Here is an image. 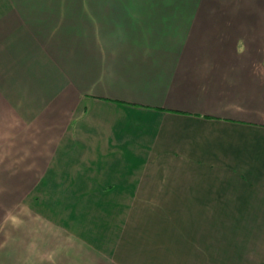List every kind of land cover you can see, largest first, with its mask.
I'll return each instance as SVG.
<instances>
[{"label":"crops","instance_id":"crops-1","mask_svg":"<svg viewBox=\"0 0 264 264\" xmlns=\"http://www.w3.org/2000/svg\"><path fill=\"white\" fill-rule=\"evenodd\" d=\"M0 264H264V0H0Z\"/></svg>","mask_w":264,"mask_h":264},{"label":"rangeland","instance_id":"rangeland-1","mask_svg":"<svg viewBox=\"0 0 264 264\" xmlns=\"http://www.w3.org/2000/svg\"><path fill=\"white\" fill-rule=\"evenodd\" d=\"M109 210L110 211H113V209H109ZM115 210H117V209H115ZM148 210H150V209H148ZM155 210H159L157 212L158 214H163V212L165 211V209H155ZM167 210L168 211H173V210H170V209H167ZM118 211L120 212V215L121 216L122 215L127 216L128 215V211H130V213H129L130 218L143 217L144 214H145V209H143V208H136L134 210H132V209H121V210H118ZM172 214H174V211L172 212ZM182 215H184V216H194L195 215V209H192V208H190V209H183L182 210ZM114 226H116V225L109 226L108 230L110 232L113 231V230H116L114 228ZM117 230H119V231H126V230H128V224L125 223L123 225H118ZM104 242H106V241H104ZM107 242H110V241H107Z\"/></svg>","mask_w":264,"mask_h":264}]
</instances>
